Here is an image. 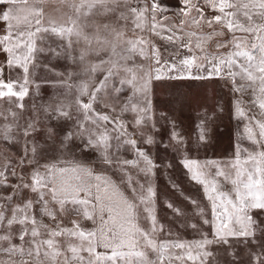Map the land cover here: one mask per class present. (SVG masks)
<instances>
[{
  "label": "rangeland",
  "instance_id": "374dc122",
  "mask_svg": "<svg viewBox=\"0 0 264 264\" xmlns=\"http://www.w3.org/2000/svg\"><path fill=\"white\" fill-rule=\"evenodd\" d=\"M80 2L81 0H42L41 25L50 27L51 22H55L57 27H72L71 20H77V24L83 27V32L91 38V45L83 37L78 39L75 35L61 38L51 32L39 33L35 39V49L26 65L28 71L25 72L21 65L25 63L23 57L28 55L27 48L22 43L19 47L16 45L18 38L26 40L27 33L35 31L36 24L33 23L30 27L12 30L7 46L12 50L11 55L5 49L0 50V64L4 66V69L0 70V79L3 80L0 82V92L5 93L0 96V130L11 126L10 135L13 138L5 140L0 133V172L5 174L7 184L0 186V191H3V210L6 218L11 217L13 207L24 205L22 201L16 204V200H7V194L10 193L8 190L20 189L18 198H23L27 190L23 184H30L26 181L27 175L34 172L47 173L48 164L55 161L87 160L112 172L133 199L129 177L138 191L140 185L144 186L142 194L146 198L148 187L153 189L154 195L146 199L145 203L134 199L138 210L139 228L147 232L157 245H186L184 249L166 250L163 264H200V258L195 262L187 258L188 245L192 246L193 254L205 251L210 253L207 257H201L204 264H228L223 257L230 255L264 254V231L260 230L264 229V210L260 209L250 212L259 225L253 237L229 236L226 238L227 243L221 241L200 249L195 247L194 242H200L204 238L214 240L216 228L226 222V217L220 216L223 212L222 205L226 202L219 198V193H231L233 186L224 177L216 176V172L218 168L230 169V162L235 160L238 149L241 150V159L247 156L245 149L249 152L253 150L254 146L247 139L245 126L250 124L249 118L261 117L260 109L254 104L252 88L234 91L232 80L227 78L229 70L226 67L220 76L209 77L208 69L211 65L207 62L203 68L195 66L199 61H195L191 67L181 64L185 58L226 55L233 50L228 42L234 36L253 41L255 34L229 32L222 24L215 22L209 26L208 21L221 15L211 7L203 10L177 8L170 4L165 5L161 0H127V3L118 0L115 4L107 5L110 11H105L104 7L97 5L90 11L82 8L78 14L74 5L78 6ZM153 3L166 9L157 10L154 20ZM145 7V22L142 28L137 27L133 23L136 17L131 9L139 11ZM85 11L87 15H83ZM225 11L231 12L235 9L226 8ZM121 13L126 19L121 18ZM237 19L245 26L248 25L242 12L237 13ZM263 19L264 16L254 15V26L264 25ZM154 22L158 25L156 32H161L159 26H163L161 35L153 32ZM105 25L108 27L105 28ZM121 31L124 40H138L143 37L148 41L143 46L144 55H140L137 49L127 61L121 60L120 64H126L138 78L144 73H150L147 95V99L151 101L148 113L150 118H145L137 126V113L132 112L130 107L129 110H123L129 97H132L133 103L144 106V95H133L131 85L120 84L122 78H130V74L122 69L97 92V99L93 102L89 115H108L110 120L123 124L127 135L113 131L115 126L112 123L102 122V127L97 128L91 120L84 121V111L77 104V101L89 103L92 92L96 91L107 76L111 64L101 62L109 60L111 44L117 43L118 51H123L126 47L116 38V33ZM213 32H222L223 35L207 38ZM171 35H174V41L161 38ZM255 42L258 43V40ZM198 43L200 47H197ZM218 43L225 46L217 48ZM152 46H155L159 56V64L156 63ZM82 53L83 59L80 58ZM17 57L21 59L17 61ZM10 59L13 61L11 65L8 63ZM93 65L99 67L92 71ZM232 70L239 72L235 66ZM157 75L161 78L156 79ZM245 83L249 82L236 77V86ZM9 84L13 92L24 90L23 98L7 95ZM83 85H87L86 94H81L80 88ZM115 88H120L121 91L117 93ZM237 101L241 102L238 107L243 109L247 118L237 115ZM57 107H63L70 114V118H55ZM29 122L35 125V131L25 137L23 131ZM78 122H83L87 129L94 132L107 129L111 137V147L107 152L110 162L105 161L100 150L86 146L89 132L84 131L81 134ZM251 126L255 127L254 120ZM173 132L177 134L178 139H173ZM69 133L73 135L66 139ZM149 137L152 139L150 144L146 143ZM126 140H134L135 147L126 143ZM33 147L35 152L32 151ZM137 150L144 151L155 165L150 173L141 171L146 165L142 158L137 157ZM132 160L137 161L135 166L123 163ZM184 160L196 161L205 173L203 179L208 184H216L217 191L209 187L206 192L205 184L193 180L192 173L183 163ZM13 171L16 175H12ZM210 197L215 198L218 206L215 218L213 199ZM229 198L234 199V193ZM146 206L152 210V216L155 217L154 232L152 220L145 211ZM228 207L231 209L230 205ZM140 240L143 247L141 236ZM146 251L150 260L158 262L157 252L151 249ZM168 253L172 256L171 261L167 258ZM177 256H183V261L176 259Z\"/></svg>",
  "mask_w": 264,
  "mask_h": 264
},
{
  "label": "snow or ice",
  "instance_id": "6c2138e0",
  "mask_svg": "<svg viewBox=\"0 0 264 264\" xmlns=\"http://www.w3.org/2000/svg\"><path fill=\"white\" fill-rule=\"evenodd\" d=\"M42 0H36V3H40ZM118 0H81L80 5H74L77 13H81L82 8H86L87 10L93 9L95 6L99 5L104 7L105 11H110L107 7L109 3H117ZM127 3V0H124ZM209 0H206V3ZM0 3H8L13 4L15 0H0ZM182 3H187V0H182ZM212 8L214 10H218L221 15H217L213 18V20L208 21L209 26L213 22L222 24L224 27L228 29L229 32L235 31H242L249 34H255L254 40L249 41L247 39H240L238 37H233L231 41H229V45L232 46L233 50L229 51L226 55H213L211 57L204 55L199 58L192 57V58H185L181 61V64L187 65L189 67L193 66L195 61H199L195 63L197 68H203L204 63L207 62L211 65L208 69L209 77L212 75L220 76L223 72V69L226 67L229 71L227 74V78L231 79L234 85V91L240 92L244 91L247 88H252L253 95L255 96L254 104L258 106L260 109L259 116L261 119H256L255 117L249 118L250 124L245 126V133L247 134V139L252 142L254 148L252 151H248L245 149L244 151L247 152V156L244 159H241L240 156V149L237 150V155L234 161L230 162V169H217L216 176L224 177L226 181H230L232 184L231 193L220 192L219 198L226 202L223 206V212L220 213V216L226 217V222H222L219 227L216 228L215 231V239L209 240L204 238L200 242H194L195 247L197 249L204 248L206 245L212 243H219L221 241L227 243V237H253L259 227L258 222L250 215V212L254 209L264 210V25L254 26L253 15L256 16H264V0H246V2L241 3L240 0H235V2H229V0H219V4L217 5L214 0L212 2ZM235 9V11L226 12L225 9ZM157 10L165 11L166 9L161 8L160 5L153 3L152 11H153V20L155 19V13ZM258 10V11H253ZM147 11L146 7L137 11V9H131V12L136 19H134L133 23L136 24L137 27H143L144 16L143 14ZM242 12V15L247 19L248 25L245 26L244 24L240 23L237 19V13ZM10 13L11 9L6 11L2 17L3 20L9 21L10 20ZM34 15L37 17L42 16V10L38 8L33 9ZM87 11L83 12V15H87ZM121 18L126 19L123 13H121ZM167 19V18H165ZM36 27L35 31H29L27 33V39L21 40L18 38L17 40V47L20 46L22 43L25 48H27V53L25 57H23L25 63L21 66L24 68V71L27 72V62L30 55L33 53L35 49V39L37 34L42 32H51L53 34L59 35L61 38L71 37L75 35L78 39L83 37V39L91 45V38L83 32V27L77 24V20H71L72 27H65V26H55V22H51L50 27H43L41 25V20L37 19L35 21ZM9 29L11 25L9 24ZM105 28L108 26L105 25ZM158 25L154 22L152 24V30L157 35H161L163 31V26L160 25L161 32H156ZM23 35V34H21ZM123 32H117L116 38L117 41H122L126 47L123 51H118V44L112 43L111 44V56L108 61H102L101 63H108L111 64V67L108 69V74L103 81H101L100 86L93 91L91 94V99L89 103H80L77 101V104L80 109L84 111V121L91 120V123L96 125L97 128L102 127V122L104 123H112L115 127L113 131H117L120 135H127V133L123 129V124L118 121L110 120L108 115H89L90 111L92 110L93 102L97 99V92L103 89L106 85L108 80L119 73L122 69L125 73L130 74V78H122L120 80V84H128L131 85L133 88V95L136 93H142L144 95V106H140L138 103L132 102V97L128 98V102L125 103L123 110H130L134 113H137V118L135 120V124L138 126L142 123L145 118L148 117V113L151 109V101L147 99L148 91H149V78L150 73H144L143 76L137 77L136 73L125 65H121L120 61H127L131 54L136 53L137 49H139V54L144 55V45L148 43V41L144 40L143 37L139 38L138 40H124L123 39ZM192 34L190 33L189 36ZM223 35L222 32H213L210 34L211 36H220ZM161 38H166L169 41H174V35L171 36H161ZM4 39H9V36H5ZM178 39V38H177ZM258 40V43L255 42ZM97 41L99 42V37H97ZM107 43V41H105ZM69 45H71V41H69ZM201 45L198 43L197 47ZM223 44H217V48L224 47ZM191 51V49H189ZM5 51L9 52L11 55V49L5 48ZM153 55L156 56V63L159 64V56L156 52L155 46H152ZM84 54H81V59H83ZM115 57L116 59H113ZM17 61L21 58L17 57ZM12 60L8 61L9 65L12 64ZM239 69V72L233 71V67ZM99 65H93L92 71H95ZM174 68L175 65H172ZM239 76L241 80L247 81L249 83L241 84L239 86L235 85L236 77ZM159 75L156 76V79H160ZM9 91L7 95L9 96H19L23 98L25 91L21 90L19 93L13 92L11 90L12 86L9 84L7 85ZM81 94L87 93V85H83L80 88ZM115 92L119 93L121 91L120 88H115ZM5 95V93L0 92V96ZM240 101H237V115L239 117H246L245 112L243 109L238 107ZM107 106V105H106ZM22 107V105H20ZM57 115L55 118L59 119L61 117L70 118V114L63 109V107H57L55 110ZM13 115H15L13 113ZM255 121V127L251 126L252 121ZM79 128L81 129V134L84 131L89 132V139L87 142V147H93L97 150H100L104 155L105 161L110 162L107 156L108 149L111 147L109 144V140L111 137L108 135L107 129L100 132H94L85 127L83 122H78ZM35 131V125L31 122L27 125L24 129L23 134L25 137L30 135L32 132ZM2 133L3 138L5 140H12L11 137V126H5L4 129L0 130ZM73 134L69 133L66 136V139H70ZM173 139H178V136L175 132L172 133ZM95 137V138H93ZM119 138V137H118ZM204 139L203 132L201 133V140ZM126 143H130L135 147L136 142L134 140H126ZM146 143H152V139L146 141ZM32 151L35 152V147L32 148ZM137 157L142 158L146 167L141 169L145 173H150L152 168L155 166L153 165L152 161L146 155V153L142 150H137ZM124 164H129L135 166L137 161H123ZM186 168L192 173V179L196 180L199 183L205 184V191L207 192L209 187L213 191H217L216 184H208L203 177L205 173L203 169L197 165L196 161H183ZM210 164H215L216 162H209ZM234 173V177H233ZM4 173L0 172V186H7L6 179L4 178ZM12 175H16L13 171ZM44 178L40 176L38 172H34L32 174V183L23 184L24 188H30L33 192H39V190L45 187ZM18 187V186H14ZM129 187L132 190L134 199L139 200L140 203H145L146 199L152 197L154 195L153 189L148 187V197L146 198L142 194L143 185H140V191L137 190L136 187L132 185L131 177H129ZM84 191L88 193V189L86 188H78L76 192ZM234 193V199H230L229 196ZM53 199H56L55 189L52 190ZM7 200H11L12 197H6ZM40 199L44 200V195L40 194ZM99 199V198H97ZM213 199V216L214 218L217 216V204L215 203V198L210 197ZM67 199L57 200V203L60 204L61 210H64V205L67 203ZM32 201H26L24 205L21 207L19 205L12 208V215L10 218H6L5 212L3 210V206H0V227L5 226L6 220V227L9 229V234L7 235H0V241H9V247L3 248L0 247V252H6L9 256L19 255L21 259L17 261H5L0 260V264H101V262L105 260L112 261V264H116V258L119 257L124 261V264H163L166 250L170 248H180L184 249L186 245L184 243H174V244H167V243H160L156 244L151 236L144 232L139 226L133 224L130 229L127 231V242L121 240L120 245L117 247L123 248L127 247L128 251H118L117 248H113L112 253L110 256H104L100 254H95V248L97 243L94 239L95 233L94 232H86L79 228L77 225L73 229H62L60 231L50 230L48 235V239H39L41 233L40 228L44 227L41 224H37L34 217L28 215L29 209L32 207ZM73 204H79L83 206V215L87 219H92V213L88 210L89 201L87 199H79L73 197L71 200ZM124 204V211L125 216L129 222H131L134 218V210L137 207L135 203H130L127 200L123 201ZM231 206L229 209L228 206ZM171 207V205H169ZM104 209L101 208L100 212L103 213ZM145 211L149 213V218L152 220L153 223V232L155 231V217L152 216V210L149 207H145ZM23 213V215H18ZM42 213L44 215H48L55 218L53 213L48 210L47 204L45 203L44 208L42 209ZM102 218V217H101ZM24 225L20 231L19 238L23 242L25 240V236H31V240L28 242L31 246L25 248L22 245L17 246L10 243L11 241V233L10 230L14 224ZM31 224V228L29 229L26 225ZM76 223L75 221L73 222ZM207 223V221H205ZM232 225V226H230ZM238 226V227H237ZM264 231V229H260ZM67 235L69 237H75L79 239L80 244L75 245L69 242L67 251L71 253L70 256L64 255L60 251L59 245H57L55 241V237ZM140 235L143 238V247H141V242L136 240V236ZM104 247H109L110 245L105 243ZM188 254L187 258L195 262L198 258H200V264H204V259L201 257H207L210 255L207 251L200 253L196 252L193 254L192 246L188 245ZM147 249H151L154 252L158 253V262L154 260H150L147 255ZM82 251H86L89 253L90 257L86 262L83 256L80 255ZM27 256L29 259H24ZM64 256L63 260H58V257ZM167 258L171 261L172 256L168 253ZM176 259L183 261V256H177Z\"/></svg>",
  "mask_w": 264,
  "mask_h": 264
},
{
  "label": "crops",
  "instance_id": "0c3cea01",
  "mask_svg": "<svg viewBox=\"0 0 264 264\" xmlns=\"http://www.w3.org/2000/svg\"><path fill=\"white\" fill-rule=\"evenodd\" d=\"M160 1V0H157ZM165 5H172L174 7H190V8H212L213 0H187V3H182V0H161ZM169 2V3H168ZM218 5L219 0H214ZM229 2H235V0H229ZM241 3L246 2V0H240ZM38 8L42 10L43 8L40 3L36 1L29 0H15V3H0V17L11 9L10 20L5 21L0 18V50L4 51L8 46L9 39H4L5 36L11 38V33L13 29H19L24 27H30L37 19L42 18V16L37 17L33 13V9ZM213 9V8H212ZM258 11V10H253ZM254 18V15H253ZM264 20V19H263ZM9 24L11 28L9 29ZM4 66L0 64V70H3ZM0 82H3L0 79ZM44 178L45 187L41 188L39 192H33L30 188L25 190V196L23 198H18V192L20 189L11 188L8 190L7 195L11 196L13 200H16V204L25 203L31 200L32 207L28 211V215L34 217L37 224H41L44 227L40 228L39 239H48L49 231L55 230L60 231L62 229H73L77 225L80 229L86 232L95 233V241L97 246L95 248V254H100L104 256H110L113 248H117L118 251H128L127 247L119 248L121 240L127 242V231L132 227L133 224L139 226L138 210L137 207L134 210V218L131 222L125 216L123 201L127 200L130 203H135V200L121 184V182L116 178V176L107 169L97 167L93 162L87 160H77L68 161L60 160L48 164L47 173L40 174ZM26 181L32 183V175H27ZM18 180V179H17ZM29 184V185H30ZM88 189V193L84 191L76 192L78 188ZM55 189L56 199H53L52 190ZM0 191V206H3V196ZM44 195V200L40 199V194ZM73 197L79 199H87L89 201L88 210L92 213L93 218L87 219L83 215V206L79 204L71 203ZM99 198V199H97ZM67 199V203L64 205V210H61V206L57 203V200ZM45 203L47 208L54 215V219L48 215L42 213ZM103 208V213L100 209ZM19 215V214H18ZM23 215V214H22ZM102 217V218H101ZM76 222L75 224L73 222ZM29 229L31 224L26 225ZM25 227L24 225L14 224L10 230L11 241L13 245L20 246L23 244L25 248L30 247L28 243L32 238L29 235L25 236V240L22 242L19 238L21 229ZM9 234V229L5 226L0 227V235ZM57 245L60 247V251L66 256H70L71 253L67 251L68 244L79 245V239L75 237H69L66 234L54 238ZM136 240H140V235L136 236ZM107 243L110 246L104 247L103 245ZM0 247H9V241H0ZM84 257L85 262L90 257L89 253L82 251L80 253ZM64 256L58 257V260H63ZM224 261L228 264H264V254L262 255H230ZM21 257L19 255L9 256L6 252H0V260L5 261H19ZM24 259H29L27 256ZM156 261V260H154ZM101 264H112V261L105 260ZM116 264H124V261L117 257Z\"/></svg>",
  "mask_w": 264,
  "mask_h": 264
}]
</instances>
